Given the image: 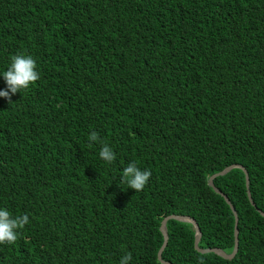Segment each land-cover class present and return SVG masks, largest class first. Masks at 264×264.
<instances>
[{"label":"trees","instance_id":"obj_1","mask_svg":"<svg viewBox=\"0 0 264 264\" xmlns=\"http://www.w3.org/2000/svg\"><path fill=\"white\" fill-rule=\"evenodd\" d=\"M0 209L29 223L0 264H264V0H0ZM96 131L100 143L88 147ZM107 143L116 160L99 151ZM150 169L140 192L124 167Z\"/></svg>","mask_w":264,"mask_h":264},{"label":"clouds","instance_id":"obj_2","mask_svg":"<svg viewBox=\"0 0 264 264\" xmlns=\"http://www.w3.org/2000/svg\"><path fill=\"white\" fill-rule=\"evenodd\" d=\"M6 83V88L0 90V97L11 100V96L20 93L22 90L29 89V86L40 79V75L36 70V61L31 55L23 53L13 55L6 71L2 74ZM88 147H93V143H100L99 134L96 131L90 132L88 135ZM99 157L108 165L116 160L113 149L103 143ZM151 170H141L135 162H130L122 171L120 183L126 184L127 188L140 192L144 189L151 178ZM27 214L13 217L6 209H0V244L12 245L18 239V231L22 230L29 223ZM132 260L131 252H125L120 258L119 264H130ZM198 264H206L204 259H199Z\"/></svg>","mask_w":264,"mask_h":264},{"label":"water","instance_id":"obj_3","mask_svg":"<svg viewBox=\"0 0 264 264\" xmlns=\"http://www.w3.org/2000/svg\"><path fill=\"white\" fill-rule=\"evenodd\" d=\"M233 167H238L240 169L243 170L244 172V176H245V186H246V191H247V196H248V199L251 203V205H253L255 207V204L251 198V194H250V189H249V176H248V172L246 171V169L242 166V165H239V164H232V165H229L227 167H225L224 169H222L221 171L215 173V174H212L209 179H208V185L211 186L214 191H216L217 193H219L220 195L223 196V198L225 199L226 203L229 205L230 209L232 210L233 212V215H234V246H233V249L230 253H226L225 251L221 250V249H218V248H200L198 246V242L200 240V236H201V232H200V229L198 227V224L196 223V221L189 217V216H185V215H173V214H170V215H167L165 216L162 221H161V225H160V231L162 233V236H163V243L161 245V247L159 248L158 252H157V258L158 260L163 263V264H173L171 262H168V261H165L162 259L161 255H162V251L164 249V247L166 246V243H167V233H166V230H165V222L170 219V218H174V219H177V220H182V221H188V222H191L195 228V237H194V247L195 249L200 252V253H207V252H214L216 253L217 255L225 258V259H231L234 257V255L236 254L237 252V249H238V215H237V212L234 208V206L232 205V203L230 202V200L228 199V197L223 194L217 187H215L214 183H213V179L218 176V175H223L225 172H227L228 170H230L231 168ZM257 211L264 217V212L257 209Z\"/></svg>","mask_w":264,"mask_h":264}]
</instances>
